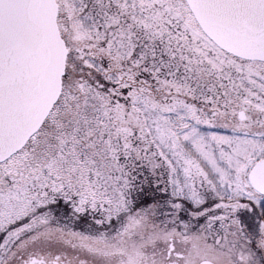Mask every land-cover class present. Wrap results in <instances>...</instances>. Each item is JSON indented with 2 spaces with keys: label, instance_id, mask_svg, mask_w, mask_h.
Masks as SVG:
<instances>
[{
  "label": "snow or ice",
  "instance_id": "6c2138e0",
  "mask_svg": "<svg viewBox=\"0 0 264 264\" xmlns=\"http://www.w3.org/2000/svg\"><path fill=\"white\" fill-rule=\"evenodd\" d=\"M0 264H264V0H0Z\"/></svg>",
  "mask_w": 264,
  "mask_h": 264
}]
</instances>
